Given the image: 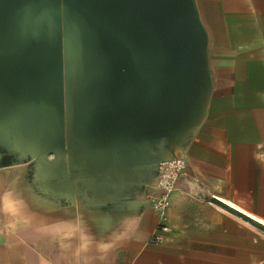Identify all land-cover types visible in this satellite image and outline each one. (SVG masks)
Listing matches in <instances>:
<instances>
[{"label":"water","instance_id":"1","mask_svg":"<svg viewBox=\"0 0 264 264\" xmlns=\"http://www.w3.org/2000/svg\"><path fill=\"white\" fill-rule=\"evenodd\" d=\"M209 44L197 0H0V168L54 204L143 211L207 116Z\"/></svg>","mask_w":264,"mask_h":264},{"label":"crops","instance_id":"2","mask_svg":"<svg viewBox=\"0 0 264 264\" xmlns=\"http://www.w3.org/2000/svg\"><path fill=\"white\" fill-rule=\"evenodd\" d=\"M197 1L213 92L166 219L54 204L27 164L0 168V264H264V0Z\"/></svg>","mask_w":264,"mask_h":264},{"label":"built area","instance_id":"3","mask_svg":"<svg viewBox=\"0 0 264 264\" xmlns=\"http://www.w3.org/2000/svg\"><path fill=\"white\" fill-rule=\"evenodd\" d=\"M184 159H177L168 162L163 166V175L157 185L148 194L149 207L162 220L166 219L167 212L171 206L170 196L176 189L177 180L186 169ZM159 228L166 230L167 226L159 225Z\"/></svg>","mask_w":264,"mask_h":264},{"label":"bare ground","instance_id":"4","mask_svg":"<svg viewBox=\"0 0 264 264\" xmlns=\"http://www.w3.org/2000/svg\"><path fill=\"white\" fill-rule=\"evenodd\" d=\"M213 202L220 209L227 211L228 213H235V208L225 201L213 200ZM253 229L264 235V222H261L259 226H253Z\"/></svg>","mask_w":264,"mask_h":264}]
</instances>
